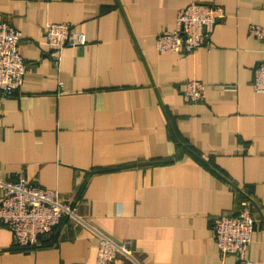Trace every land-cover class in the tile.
Segmentation results:
<instances>
[{
  "label": "crops",
  "instance_id": "1",
  "mask_svg": "<svg viewBox=\"0 0 264 264\" xmlns=\"http://www.w3.org/2000/svg\"><path fill=\"white\" fill-rule=\"evenodd\" d=\"M193 1L0 0L27 66L0 96V199L24 176L79 218L31 249L0 226V264H96L101 237L130 245L134 261L116 264H236L213 222L248 202V256L264 264V93L252 88L264 40L249 32L264 26V0H199L226 13L212 48L159 53L156 37ZM49 23L71 24L86 44L55 64ZM188 80L204 84L203 103L184 102Z\"/></svg>",
  "mask_w": 264,
  "mask_h": 264
},
{
  "label": "built area",
  "instance_id": "2",
  "mask_svg": "<svg viewBox=\"0 0 264 264\" xmlns=\"http://www.w3.org/2000/svg\"><path fill=\"white\" fill-rule=\"evenodd\" d=\"M226 17L222 7L194 0L177 13L176 27L155 39L159 53L191 54L199 49L212 48L215 26ZM249 32L264 40V26H250ZM22 35L7 21L0 22V96L9 97L20 88L27 74V66L19 52ZM45 44L59 64L66 48L86 44V36L69 23H49L45 30ZM252 88L264 93V63L254 69ZM206 99L202 82L188 80L184 84L183 100L187 104L203 103ZM0 199V226L13 235L19 248L40 246L65 220H78L75 203L64 201L56 192L40 188L21 176L16 182L3 183ZM251 202L245 203L237 216L219 217L213 222L214 241L223 256H234L236 264H256L249 256L255 231ZM119 257L134 261L128 242L118 243L101 237L96 264H116Z\"/></svg>",
  "mask_w": 264,
  "mask_h": 264
}]
</instances>
